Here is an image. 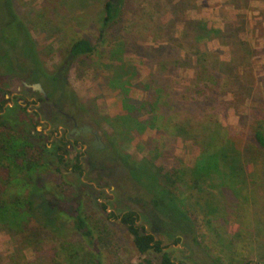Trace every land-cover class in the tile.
<instances>
[{
    "label": "rangeland",
    "instance_id": "obj_1",
    "mask_svg": "<svg viewBox=\"0 0 264 264\" xmlns=\"http://www.w3.org/2000/svg\"><path fill=\"white\" fill-rule=\"evenodd\" d=\"M104 1L15 0L17 14L25 19L39 60L48 71L63 63L68 44L75 39L90 40L96 50L71 66L66 75L81 110L69 113L64 102L61 108L59 98L53 100L56 110L75 116L77 137L84 136V141L70 146L66 155L68 167L79 159L82 173L78 176L72 169H62L54 176L41 173L36 182L43 188L47 206L62 215L57 226L63 227L64 234L38 224L52 220L51 210L39 203L41 219L36 223L30 218L24 226L33 240L30 247L23 245L15 232L0 227V264H146L145 260L159 264V255H139L135 250L120 224L127 212L135 213L138 227L162 241V248L175 264H212L214 260L217 264H264V163L253 137L259 126L264 132V0H151L158 3L155 10L146 0H129L121 19L102 40L99 30ZM148 8L152 19L160 18L159 26L140 13ZM204 28L211 33L207 40L197 41ZM116 44H124L123 51L112 59ZM32 62L27 44L0 47V64L10 65L12 72L22 73L24 64ZM115 72L121 75V82L130 85L129 104H146L143 111L134 112L136 119L146 122L158 114L167 128H161L164 134L151 129L142 134L135 130L124 133L117 140L124 154L148 160L164 173L178 176L180 170L187 172L194 167L206 130H217L218 124L239 151L235 162L239 165L238 179L221 176L226 170L217 165L212 169L222 173L211 175V185L191 189L185 175L181 178L187 183L174 190L184 199L199 246L192 236L175 243L158 232L156 224L150 228L154 211L142 182L131 183L123 168L110 164V154L104 153L101 161H96L98 157L89 159L93 145L109 147L113 129L105 119L112 122L126 114L123 93L110 85ZM0 79L3 90L23 92H17L16 81L9 84ZM157 96L161 102L150 112ZM39 105L29 106L27 115L37 111L41 118L31 123L26 117V125H17L15 130L26 134L34 127L36 132L31 136H45L52 143L56 125L48 128L50 109ZM67 125L69 129L71 125ZM175 125L185 127L183 135L173 130ZM200 170L199 164L197 175ZM55 184L67 195L56 191ZM78 214L85 219L87 238L75 228ZM172 225H177L176 218H172ZM68 245L76 248L77 254Z\"/></svg>",
    "mask_w": 264,
    "mask_h": 264
},
{
    "label": "trees",
    "instance_id": "obj_2",
    "mask_svg": "<svg viewBox=\"0 0 264 264\" xmlns=\"http://www.w3.org/2000/svg\"><path fill=\"white\" fill-rule=\"evenodd\" d=\"M150 3L152 10H155V6L158 3H152L151 0H146ZM15 0H0V4L3 11H0V47L7 46L12 48L17 42H22L24 46L26 44L30 48V53L33 58L32 64H24V72L16 73L10 65L0 64V77L6 80L8 77L15 76L18 79H24L28 83L38 82L42 88L46 87L48 99L52 101L59 98L58 105L64 102L67 108L73 112L74 110H81L78 99L75 93L71 90L67 82V73L69 68L78 63L79 60H83L91 56L96 47L85 38H79L71 41L68 44V49L64 54L63 63L57 66L56 70L48 71L43 63L39 60L36 44L32 39L29 32V28L25 24V19L17 14V10L14 7ZM129 5V0H105L102 5L101 15V27L99 30V38L104 40L105 32L111 30L113 25L121 19V12L124 7ZM153 6V7H152ZM149 11L145 9L140 12L152 19V16L147 14ZM160 18L156 17L154 20L156 25H160ZM211 33L207 28L200 29V34L196 37L197 41L204 39L207 40L208 35ZM122 46L124 44H116L111 52V58L120 56L122 54ZM7 63V62H6ZM111 86L119 87L123 93L122 104L126 114L123 118H119L116 121L110 122L105 119V122L111 125L112 135L108 136L109 147L103 151H93L89 154L91 159L95 157L96 161L103 159V154H110L111 165L117 163L123 168L128 175V179L131 183L135 184L142 182V187L145 190V196L149 199L153 209V222H150V228L153 230L154 225L158 226V229L162 235L172 237L175 243H179L184 236H192V241L195 245L199 246L197 240V231L194 228L193 223L188 217L185 209L184 199L182 196L176 195L174 190L179 189V185L187 183L181 177L188 175L187 181L191 183V189H201L203 185H211L212 174L218 175L222 173L218 170L215 171L212 167L221 165L224 173L227 177L231 176L234 179L237 178V171H239V165H236V161L239 160V151L236 149L234 141L230 136L225 133L224 129L218 124L217 130H206L207 135L201 143V154L195 161L194 167L190 171L180 170L179 175L174 176L168 173H164L162 169L156 167L152 162L148 160H136L129 155L124 154L121 147L118 145L117 140L123 138V134L129 135L132 130L142 134L146 129L155 130L160 134H164L161 128H165L163 123L165 122L158 114H154L152 118L146 122L139 121L133 115L136 111H143L146 104H141L139 107L130 105L127 100L129 83L121 82V75L115 72L113 75ZM27 77V79L25 78ZM157 96L153 102L150 112H155L158 104ZM39 101L44 108L50 109L45 104L44 99L40 98ZM55 105V104H54ZM57 107V106H55ZM61 107V106H60ZM62 108V107H61ZM20 109L19 105H15L13 108L6 109V112L2 114L3 110L0 106V227L9 229L17 234L21 243L26 247H30L33 243L30 237V231L25 230V224L28 219L34 218L36 223L41 218L38 206L39 203L44 204L49 210H51L52 220L49 224L42 223L40 220L38 224L45 226L46 229L54 233L64 234L63 227L57 226V221L62 216L60 213H56L55 209H50L47 206V201L43 195V188H38L36 182L41 173H48L49 175H56L61 173L62 169L73 170L77 172L78 176L81 175V165L79 159L75 160V163L68 167L66 155L70 146L69 142L64 141V138L48 143L45 136L39 138L31 136L33 132H36L34 127H31L32 131L29 133H19L15 130L17 125H21L16 116V111ZM60 109V108H59ZM63 110V109H60ZM66 111V112H67ZM31 123L33 122L30 119ZM24 123V122H23ZM167 129V128H165ZM174 131L183 135L185 127L175 125ZM123 132V133H122ZM216 134H215V133ZM29 136H28V135ZM184 134L188 135L187 132ZM215 134V136L213 135ZM220 135V136H218ZM253 137L258 144L261 152L262 161L264 163V132L261 130V126L255 128L253 131ZM220 140V143L215 145V141ZM42 143V144H41ZM40 147V150L36 149ZM99 154L100 156H97ZM96 155V156H95ZM109 164V163H107ZM200 164L201 172L198 173V167ZM203 172V173H202ZM182 173V175H181ZM181 175V176H180ZM218 179V177H217ZM208 182V184H207ZM50 184L52 182H49ZM136 185V184H135ZM227 184H222V186ZM228 186V185H227ZM234 185H232L233 187ZM45 190L50 191L49 188L44 187ZM235 188V186H234ZM54 189L59 193H65L66 190H62L58 184H55ZM104 209V205H100ZM172 218L177 219V225H172ZM144 220V218H142ZM137 218L134 212H127L121 216L120 224L126 229L131 242L139 255H146L148 253H155L160 256L159 264H175L172 262L169 254L162 248V241L156 240L154 235L147 233L143 227L136 225ZM42 221V222H41ZM75 228L77 231L82 232L83 237H89L88 231H83L86 228L85 219L80 215L74 217ZM59 234V235H60ZM64 244H61L62 247ZM73 253L77 254L76 248L68 245ZM21 254L18 256L20 258ZM74 257V256H73ZM217 260H214L212 264H217ZM146 264H151L149 260H145ZM18 264V263H17ZM19 264H22L21 262ZM96 264V263H92ZM249 264V263H245Z\"/></svg>",
    "mask_w": 264,
    "mask_h": 264
},
{
    "label": "flooded vegetation",
    "instance_id": "obj_3",
    "mask_svg": "<svg viewBox=\"0 0 264 264\" xmlns=\"http://www.w3.org/2000/svg\"><path fill=\"white\" fill-rule=\"evenodd\" d=\"M27 79V77H25ZM14 81L18 84L17 86V92L20 90H23L22 93H13L10 92V90H3L1 86V79H0V106L2 107V114L6 112V109L8 108H13L16 104L19 105V108L16 111V116L18 117V121L22 123V126H25V118L28 117L29 119L36 120L40 119L42 114L41 112L38 113L37 111L34 112L33 115L28 114L27 115V109L29 106H40L41 102L39 101L40 98H43L42 94H40L37 90H34L32 86L34 85H40L42 88L41 84L38 82L35 83H28L24 79H18L15 76H11L7 78V83L12 84ZM43 89V88H42ZM44 93L47 95V92L43 89ZM20 99H19V98ZM44 99V98H43ZM45 104H47L50 108V112L48 114V128L52 129L53 126L56 125L57 128V135L53 141H58L63 138L64 136V141L69 142L70 146H78L80 143H82L84 140V136H81L80 138L77 137L79 134V128L77 124V120L75 116L69 115L67 113H64L63 111H58L55 109L54 102L51 99H44ZM11 103V104H9ZM42 105V109H43ZM21 115V116H20ZM30 121V120H29ZM70 124L71 127L68 129V125ZM86 135V134H83ZM68 137V138H67ZM69 146V147H70ZM88 147H86V151ZM105 147H99L93 145L88 152H93V151H103L105 150ZM85 155V153H84ZM97 156H100L99 154H96ZM95 155V156H96ZM90 159V157H89ZM83 168V165H81V169ZM84 174V173H83ZM125 196V194H123Z\"/></svg>",
    "mask_w": 264,
    "mask_h": 264
},
{
    "label": "water",
    "instance_id": "obj_4",
    "mask_svg": "<svg viewBox=\"0 0 264 264\" xmlns=\"http://www.w3.org/2000/svg\"><path fill=\"white\" fill-rule=\"evenodd\" d=\"M32 88H33L34 90H37L40 94H42V96H43V98H44L45 100L48 99L47 95L44 93V91H43V89L40 87V85H34V86H32Z\"/></svg>",
    "mask_w": 264,
    "mask_h": 264
}]
</instances>
